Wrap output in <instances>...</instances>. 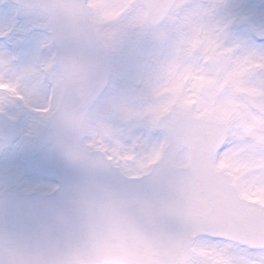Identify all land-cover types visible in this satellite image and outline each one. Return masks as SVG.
<instances>
[{"label":"clouds","instance_id":"clouds-1","mask_svg":"<svg viewBox=\"0 0 264 264\" xmlns=\"http://www.w3.org/2000/svg\"><path fill=\"white\" fill-rule=\"evenodd\" d=\"M5 3L0 114H35L80 186L55 243L0 264H201L175 209L210 137L218 171L264 174V31L241 34L232 0Z\"/></svg>","mask_w":264,"mask_h":264},{"label":"snow or ice","instance_id":"snow-or-ice-1","mask_svg":"<svg viewBox=\"0 0 264 264\" xmlns=\"http://www.w3.org/2000/svg\"><path fill=\"white\" fill-rule=\"evenodd\" d=\"M222 152L216 137L197 150L199 176L175 209L180 244L207 253L201 264H264V174L218 171Z\"/></svg>","mask_w":264,"mask_h":264},{"label":"water","instance_id":"water-1","mask_svg":"<svg viewBox=\"0 0 264 264\" xmlns=\"http://www.w3.org/2000/svg\"><path fill=\"white\" fill-rule=\"evenodd\" d=\"M41 143L46 144L45 130ZM50 160L59 188L49 196L37 199L42 205L28 208L27 214L13 217L9 214L0 219V247L5 244L38 248L53 244L59 238L69 212V202L79 190V174L50 152ZM26 198V197H25ZM43 199V200H42ZM28 200L17 201L15 208L25 207Z\"/></svg>","mask_w":264,"mask_h":264},{"label":"rangeland","instance_id":"rangeland-1","mask_svg":"<svg viewBox=\"0 0 264 264\" xmlns=\"http://www.w3.org/2000/svg\"><path fill=\"white\" fill-rule=\"evenodd\" d=\"M232 4L234 9L241 13L238 27L255 24L264 29V21L261 18H258L256 13V15L251 14V12L255 11L262 12L263 14L264 3H260L259 0H232ZM14 18L15 11L13 6L9 3L0 4V24L5 22H14ZM22 118L26 122V128H22L24 135V145L22 147V151L26 153L27 159L22 162V159L18 158L14 154H12V156L10 154V157H0V180L7 181L3 183L4 186H6L7 183L15 184L17 179L14 180V177H19L21 174L25 175L27 171H30L34 172L27 177L28 182H31L37 179L38 175L42 173L41 175H44V180L41 178L44 182L42 189L43 191H47L53 184L47 163L46 152L48 148H44V152L41 149L37 150L38 148L34 145L38 144L39 130L31 123L34 119L30 115H24ZM1 147H3L2 144H0V148ZM34 154H36V156H34ZM25 161H27V163ZM19 183L20 182H18V186Z\"/></svg>","mask_w":264,"mask_h":264},{"label":"flooded vegetation","instance_id":"flooded-vegetation-1","mask_svg":"<svg viewBox=\"0 0 264 264\" xmlns=\"http://www.w3.org/2000/svg\"><path fill=\"white\" fill-rule=\"evenodd\" d=\"M239 32L241 34H245V33H253V32H260V31H264L263 28L261 29H257V31H254L252 29H249L247 27H240ZM257 43H264V41H257ZM5 103V107L8 109L7 115H4L5 117H7L9 120L13 121L15 123V127L16 130L19 131L20 133V141L19 142H14L12 145H8L9 147L7 149L5 148H0V157H5L8 154H15V150L16 149H20L23 145H24V135L22 132V128L25 129L26 128V122L23 120V116L24 115H30L33 117L34 121H32V125H34L36 128H41V122L40 119L37 118L35 116V114L27 112V111H20L14 107L11 106V102H4ZM18 134V133H17ZM11 147V148H10ZM17 155V154H16ZM17 179V182L15 184H11V183H7L6 186L3 185L4 182L7 181H2L0 180V193H5V192H18V191H30V190H34V187L32 189H28V190H23V188H25V186L28 183L27 178L24 175H21L20 178H14V180ZM41 180V175H38L37 178V184H39V181ZM18 182L19 186H18Z\"/></svg>","mask_w":264,"mask_h":264}]
</instances>
